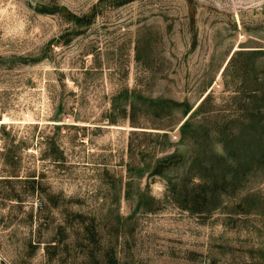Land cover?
I'll return each instance as SVG.
<instances>
[{
	"label": "rangeland",
	"instance_id": "rangeland-1",
	"mask_svg": "<svg viewBox=\"0 0 264 264\" xmlns=\"http://www.w3.org/2000/svg\"><path fill=\"white\" fill-rule=\"evenodd\" d=\"M0 264H264V0H0Z\"/></svg>",
	"mask_w": 264,
	"mask_h": 264
}]
</instances>
